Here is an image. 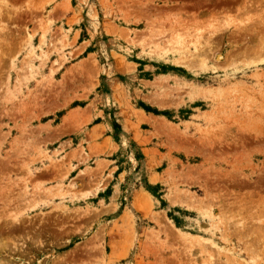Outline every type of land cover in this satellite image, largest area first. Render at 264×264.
I'll return each mask as SVG.
<instances>
[{
	"label": "rangeland",
	"instance_id": "374dc122",
	"mask_svg": "<svg viewBox=\"0 0 264 264\" xmlns=\"http://www.w3.org/2000/svg\"><path fill=\"white\" fill-rule=\"evenodd\" d=\"M0 264H264V0H0Z\"/></svg>",
	"mask_w": 264,
	"mask_h": 264
},
{
	"label": "trees",
	"instance_id": "16d2710c",
	"mask_svg": "<svg viewBox=\"0 0 264 264\" xmlns=\"http://www.w3.org/2000/svg\"><path fill=\"white\" fill-rule=\"evenodd\" d=\"M139 105L146 113H153L155 115H164L163 113H160V112H158L156 110H153V109L149 108L148 106H146L144 104H139ZM112 127H113V129H114L116 134H118L120 132V130H121L120 125L115 120L112 121ZM156 188L157 187L148 186L147 187V191L154 193L155 191H153V190H155Z\"/></svg>",
	"mask_w": 264,
	"mask_h": 264
},
{
	"label": "bare ground",
	"instance_id": "6f19581e",
	"mask_svg": "<svg viewBox=\"0 0 264 264\" xmlns=\"http://www.w3.org/2000/svg\"><path fill=\"white\" fill-rule=\"evenodd\" d=\"M191 67V66H190ZM255 257V256H254Z\"/></svg>",
	"mask_w": 264,
	"mask_h": 264
}]
</instances>
